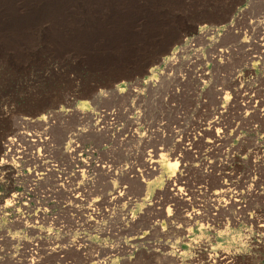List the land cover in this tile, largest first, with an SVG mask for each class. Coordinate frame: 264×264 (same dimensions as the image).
<instances>
[{
    "label": "rangeland",
    "instance_id": "374dc122",
    "mask_svg": "<svg viewBox=\"0 0 264 264\" xmlns=\"http://www.w3.org/2000/svg\"><path fill=\"white\" fill-rule=\"evenodd\" d=\"M241 1L0 0V155L20 127L49 125L57 151L26 167L61 165L0 184V264H216L223 251L264 264L248 216L264 210V0L238 23L259 44L231 38L229 65L209 59L214 35L197 37ZM192 37L207 60L183 81L185 55L170 63ZM162 157L173 176L147 166Z\"/></svg>",
    "mask_w": 264,
    "mask_h": 264
},
{
    "label": "bare ground",
    "instance_id": "6f19581e",
    "mask_svg": "<svg viewBox=\"0 0 264 264\" xmlns=\"http://www.w3.org/2000/svg\"><path fill=\"white\" fill-rule=\"evenodd\" d=\"M252 2H253V0L248 2L247 7H245L244 9H242L238 12V14L232 19L233 23H230L228 25H223L219 29L207 27V28L202 29L200 31V33H198L197 37L200 38L201 40H203L204 43L208 42L209 44L213 45L212 41H210L208 39L210 35H214L217 39L215 41V44H214L215 50L213 49L215 56L209 55L210 60L216 62L218 65H221V66L230 64L229 61H230L231 56L233 54H239L240 53V49L237 46V44L233 43V41H229L231 38H236V41L238 42V39L243 36L240 43H242L244 45L240 44L239 46L246 53L251 52L252 49H250V47H253L256 44H259L258 42L253 41V39L251 37H248L247 34H245L242 31V28H238V23L241 20H244L243 19V13L248 8V6L252 4ZM262 20H264V17L261 19V21L259 23L264 22ZM211 39H212V37H211ZM260 40L263 42V45H264V39H260ZM198 43H199V41L197 40V43H196L195 37H192V38L186 40V42L182 46H180L178 48V50L175 51L172 55V60L170 63L171 69L168 67L170 70H172V68H174V66L178 63V61L180 59H182L183 56L185 55V57H184L185 69L183 72H186V74H184L182 72L183 75L179 76L183 81H184V79H186L188 77V74H191V73H193L198 78L203 77V60H207L205 57V55H206L205 54V48H203L204 46L202 45L203 49L198 51L195 54H189V51H188L189 49L192 50L193 47ZM202 44H203V42H202ZM197 49H198V46H197ZM169 69H167V70H169ZM198 72H200L201 75H198ZM202 83H203V80H202ZM179 92H180V90H179ZM201 100H203V99H201ZM84 104H87V102H84ZM108 114H110V113H108ZM221 116L223 119L224 113H221ZM99 117H100V114L92 113V118L94 120L99 118ZM37 121H38V119L37 120L28 119V120H24L23 122H25L26 124H30V123H34ZM50 121H52V117H49V121L44 120L43 122H45L46 124H49ZM48 127L49 128H46L43 131H31L30 129L23 126V127H20L16 133L10 135L9 137H7L3 141L2 153L0 155V184L5 185L7 188L15 186L16 183H18L19 181H21L22 179L27 177L26 176L27 172H29L30 174H33L34 179L32 181H34V182L43 181V180L46 181L49 174H52L55 177H60L61 165H60L59 161L57 159H55L54 157L52 158V160L46 161V163H45L46 168L45 169L42 168L39 171L35 169V171L31 172L30 170L27 169L28 167H26V164L28 161L31 162V164H32L33 161H34V163H39V161L42 160V158H43V154L41 153L42 148H44L45 150H46V148H50V149H52V151H57L56 146L53 144L52 135L48 131V129H50V126L48 125ZM73 145H75L77 149L81 148L80 145H78L76 143V141H73ZM35 149H37V151H38L37 153L34 151H31V150H35ZM82 149L84 151L86 150L87 153H90V154L92 153L90 151V149H84V147ZM46 158H48V155ZM146 164L149 167V169H151L152 172H154V174L159 173L161 166H165L167 171H169V173H171L172 176L174 175V173L177 170L178 165H179L178 161H175V162L171 161L170 162V160H168V159L165 160L163 157H162L161 161L149 160V161H146ZM25 171H26V173H25ZM149 175H150V173H149ZM152 175H153V173H152ZM224 186L225 185H221V188ZM178 191H181V189H178ZM226 191L227 190L221 189L219 192H216L215 194L216 195H222V193H224ZM0 195H1V193H0ZM233 197H234L233 200H235V202H238V200H236L237 198L235 199V196H233ZM237 197H240V196L237 195ZM16 198H17L16 195L11 194L10 199H7L8 204L13 203ZM239 203H240V201H239ZM241 205H243V204H240V206ZM223 208H224V206H223ZM239 209H241V208H239ZM242 210H243V207H242ZM237 211H239V210H237ZM258 214H259V211H258ZM248 216L252 221V222L250 221L251 222L250 223L251 224L250 229H251L252 233H253V230H252L253 228L256 229V231L258 233V234H256L257 239H254L250 244H252V249L254 248V249L260 250V249L264 248V210L262 211V213H260L259 216H257V212H256V215H255V213H252V214L250 213V214H248ZM242 217H239L238 219L240 220ZM247 218L248 217L245 216L246 221H247ZM218 220H217V222H218ZM222 221H224V220H222ZM222 224H223V222H222ZM234 225H235V223H234ZM226 226H227V224H226ZM259 250H257V251H259ZM239 257L240 256H237L236 253H229V251L228 252L223 251V252H221L220 255H216V257L213 258L214 259L213 262H215L216 264L217 263H219V264H241L243 262L242 261L243 259L241 260L242 261L241 262V261H239L240 260Z\"/></svg>",
    "mask_w": 264,
    "mask_h": 264
},
{
    "label": "crops",
    "instance_id": "0c3cea01",
    "mask_svg": "<svg viewBox=\"0 0 264 264\" xmlns=\"http://www.w3.org/2000/svg\"><path fill=\"white\" fill-rule=\"evenodd\" d=\"M244 3H245V0H242V1L237 5L236 9L240 8L241 6H243ZM236 11H237V10H236ZM199 21H202V19H199ZM201 23H203V21H202Z\"/></svg>",
    "mask_w": 264,
    "mask_h": 264
}]
</instances>
